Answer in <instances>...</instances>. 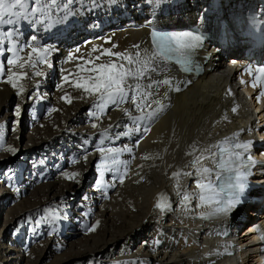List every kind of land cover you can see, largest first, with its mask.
Returning <instances> with one entry per match:
<instances>
[{
  "label": "bare ground",
  "instance_id": "6f19581e",
  "mask_svg": "<svg viewBox=\"0 0 264 264\" xmlns=\"http://www.w3.org/2000/svg\"><path fill=\"white\" fill-rule=\"evenodd\" d=\"M109 1L95 0V5H101L100 7L95 6L93 0H76L70 7L77 14L69 16L62 24L56 23L50 30H45L43 24L30 25L26 21H20L18 27L23 33L22 40L31 42L29 38L36 35L41 43L52 44L58 49L50 56L52 67L43 66L46 75L50 77L48 81L56 83V88L51 93V83H45V76L33 77L31 81H21L25 85V91L20 94L18 89L6 82V67L5 76L0 77V109L14 95L19 100V109L23 106L29 107L32 114L31 125L34 127L30 139H33L34 146L43 147L48 160L45 164H50L40 167L42 170L38 173L39 179L45 180L49 177L51 166H59L57 171L60 170L55 180L46 181L38 187L34 200L27 201V205L24 203L17 206L15 212L11 211L6 216L5 221L13 216H20L27 207L49 203L55 198L67 201L71 194L74 197V192L83 183L85 174L89 169H94L95 181L85 190L86 199L79 203L86 209L85 221L81 225L84 235L73 243L62 241L59 238V234L63 232L62 218L59 214H51L49 222L55 231L53 240L59 241L58 249L65 250L66 253L58 255L48 264H234L235 256L219 253L225 244L217 233L225 231V226L227 230H232L230 236H236L238 246L245 247L241 251L244 263L252 264L253 255L250 250L254 245V233L251 226L257 220L248 229L237 233L240 225L238 220L231 224L213 219L207 215V208L200 206L197 200H192L185 207L178 195L177 181L172 175L178 170L193 173L191 176H180V192H196L197 168L206 167L209 161L202 159L205 166H187L189 161L195 159V156L187 155L192 150L191 145L196 144L197 148L207 147L212 151L216 149L214 145L238 134L240 130H246L245 119L241 116L243 101L238 98L234 89L233 76L230 73L233 68L225 59V56L237 57L234 52L225 51V56L215 60L218 53L211 45L206 46L203 53L211 55L206 64L207 71L193 79V83L184 90L181 88L183 74L176 66L164 62L162 67L165 71L153 74V78L170 79L172 85H161L158 89L159 95L155 99L164 107L155 117L133 125L123 111L133 107L130 103L109 105L101 115L93 107L94 101L91 98H79L84 95L82 91L63 82L62 77L65 75L69 76V81L76 79V64L82 63L79 60L67 61L68 53L79 47L81 51L77 56L94 58L100 53L92 52L93 47L101 51L112 48L113 51L123 52L134 51V46L139 45L142 56L145 51L151 54L154 50L148 40L149 31L137 28L147 19V15L160 12L152 0H146L148 4L145 8L143 4L134 9L127 6L130 0H113L111 4ZM185 1L187 0H178L180 6L186 4ZM186 5L183 9L191 17L195 11L197 14L200 2L193 4L192 8L186 9ZM175 6L170 3L168 9ZM121 8L129 11L123 13ZM106 13L110 16H105ZM63 15L62 11L56 12L49 23ZM162 24L167 26L166 23ZM11 27L14 26H6L5 30ZM109 59L112 58L105 55L97 63L107 62ZM29 75H32L31 72ZM62 83L64 87L60 88ZM177 87L180 91L176 90ZM65 94L71 97V103L61 99ZM46 97L52 99L51 108L58 110L50 114L47 111L42 120L35 119L33 110ZM153 108H156L155 104ZM92 111H97L100 118H93L90 115ZM139 114L133 112V115ZM93 123L98 126L94 128ZM130 127H139L141 131L134 132L131 136L123 135ZM144 128L149 131L144 132ZM116 133L121 135L117 137ZM125 146L132 148L133 152H123L118 159L131 161L127 174H124L123 167L119 173L108 171L112 153H101L99 149H120ZM85 154L88 156L87 161L83 159ZM65 155H70V158L67 166L63 167L60 157ZM145 155L156 158L142 159ZM58 158L60 162L57 161ZM73 160L77 162L73 163ZM77 171L80 175L75 179L70 180L63 175L64 172ZM121 175L124 176L122 184L119 183ZM183 177H186L185 183ZM113 183L115 186H111ZM161 194H166L172 205L171 210L160 212L155 207ZM63 208L64 214L71 213L68 207ZM253 219L257 217L246 218L243 227ZM258 220L264 222V212L260 213ZM96 221H99L98 225ZM89 226H94L95 230H88ZM2 231L3 228L0 235ZM4 246L5 243L0 240V264H17V260L18 263L25 261L26 264H46L41 259L43 249L40 246L26 256L19 255L14 260L16 263L7 262L9 255L6 253L11 245ZM231 249L229 247L227 250Z\"/></svg>",
  "mask_w": 264,
  "mask_h": 264
},
{
  "label": "snow or ice",
  "instance_id": "6c2138e0",
  "mask_svg": "<svg viewBox=\"0 0 264 264\" xmlns=\"http://www.w3.org/2000/svg\"><path fill=\"white\" fill-rule=\"evenodd\" d=\"M76 0H0V77L5 76V68L7 67L6 82L13 88L18 89L20 94L25 91V85L21 81L28 79L31 81L33 77H42L46 73L43 66L52 67L50 56L53 52L58 51L52 44L41 43L36 35H32L29 41L22 40L23 33L19 29L20 21H26L30 25L43 24L45 30H50L56 23H64L69 16L76 15L73 5ZM153 3L159 5L161 0H152ZM95 5V0H93ZM90 10V9H89ZM62 11L64 15L58 20L49 23L52 16L56 12ZM6 26H14L5 30ZM202 39L200 35L191 32L184 33H163L159 31L152 32V41L155 44V50L149 54L147 51L142 56L140 46H134V51H113L112 48H105L102 51L97 47L92 48V52H98L94 58H85L77 56L81 49L75 48L70 51L66 57L67 61L79 60L77 63L78 71L75 73L76 79L69 81V76L62 77L64 83H70L76 90H81L84 95L81 99L91 98L94 101L93 107L103 115L107 106H120L125 103L133 105L131 109L125 108L123 111L130 118L133 125L145 119H152L159 111L163 110V104L155 97L159 95L158 89L161 85H172L170 79H154L153 74L163 73L165 71L162 65L166 61L176 60L177 63L185 66V71H191L188 67L191 63L189 52L199 46ZM113 47H118L113 45ZM27 50V52H26ZM26 52V54H24ZM177 54H179L177 56ZM108 56L107 62H100L102 56ZM90 65V66H89ZM252 72V68L247 69ZM258 75L255 80L264 78V66L256 69ZM31 72V76L29 75ZM64 83L59 87L63 88ZM253 87L256 86L255 81ZM179 91V88H176ZM230 91V90H229ZM260 95H264L262 92ZM30 99L32 97H29ZM43 98V97H40ZM67 103H71L72 99L68 94L61 97ZM153 104L156 108H153ZM58 109L51 108V112ZM236 111L235 108L232 109ZM97 111L90 112V115L99 119ZM133 112L140 113L133 115ZM19 108L16 109V115H19ZM94 128L98 125L93 123ZM139 127H130L122 134L131 136L134 132H140ZM144 132L149 131L148 128L143 129ZM121 133H116L119 137ZM234 138H228L222 142V145L231 144V147H223L222 145H214L219 149L218 153H212L209 148H197L196 144L191 145V151L187 155L195 156V159L188 162L187 166H195L200 164L202 159H212L213 156L219 155L217 161V171L215 172V181L213 182V169L203 167L197 168L200 178L195 180L196 192H180V176H191V172H182L178 170L173 172L176 179L178 195L187 207L192 200H197L200 206H208L213 209L212 215H228L236 207H238L245 197L246 190L249 188L248 173L241 171L243 167L239 162L242 160L243 154L247 153L251 142L232 143ZM138 147V144L136 145ZM8 151L15 153L14 147L8 148ZM101 153L105 151L112 153L111 167L108 171L119 173L123 167L124 174H127L128 165L131 161H120L118 157L123 152L132 153L133 149L125 146L124 148H108L101 147ZM199 152V155L196 153ZM208 153L209 155H206ZM158 155V154H157ZM227 155L228 159L224 160L223 156ZM135 158V157H133ZM142 159H155L156 157L145 155ZM83 159L87 161L88 156L85 154ZM251 160V157H247ZM73 163L77 160H73ZM140 167H143L141 165ZM63 175L67 179H75L80 173L64 172ZM103 172H101V178ZM207 181V182H205ZM124 182V176L119 177V183ZM111 186H115L113 183ZM160 212L171 210V203L166 194H161L155 205ZM99 221H96V225ZM88 230L94 231V226H89Z\"/></svg>",
  "mask_w": 264,
  "mask_h": 264
},
{
  "label": "rangeland",
  "instance_id": "374dc122",
  "mask_svg": "<svg viewBox=\"0 0 264 264\" xmlns=\"http://www.w3.org/2000/svg\"><path fill=\"white\" fill-rule=\"evenodd\" d=\"M138 1L139 3H137ZM189 1L193 2L194 0H187L185 2L187 3ZM112 2L113 0H110L109 4ZM170 3L180 6L178 0H161V3L159 5L155 4V6L160 11H169L170 9H168V5ZM147 4L146 0H130L127 6L134 9L138 7L137 5H143L145 8ZM95 6L101 7V5ZM121 9L123 10V13L129 11V9ZM107 15L110 16L109 13L105 14V16ZM171 15L172 14L169 16ZM49 79L50 77L48 74L45 75L44 81L45 83H51L49 84V87L50 92L52 93L56 88V83L52 84V81H48ZM5 102L6 105L4 104L0 109V231L3 228L0 240L5 243V246L7 244L11 245V248L8 249V252L6 253V255H9L7 262L16 263L14 260L16 258L18 259L19 255L26 256L31 253L35 247L40 246L41 249H43L41 259L48 264L54 261L58 255L66 253L65 250L58 249L59 241L53 240L55 231L49 222L51 214H55L56 216L59 214L62 218L63 232L62 234H59V238L62 241L73 243L78 239H81L84 235L82 233L81 225H83L85 221L84 214L86 209L81 207L79 203L86 199L84 198L85 190L95 181L96 170H88L83 178V183L74 192V197H72V194L68 195L67 201L55 198L49 203L45 202V204L41 203L35 207H27L20 216H13L5 221L6 216L11 211L15 212L17 206L24 203L27 205V201L34 200L33 197L37 194L38 187H41L46 181L55 180L60 170L57 171L59 166L54 168L51 166L49 177L45 180L43 178L39 179L38 173L42 170L40 167L44 165L48 166L50 164H45L48 162V160H46L47 152L43 151V147L40 145L34 146L33 139H30V133L34 127L31 125L32 114L28 110L29 107L23 106L22 109H19L20 114L16 115V109L19 108V100L17 96L14 95ZM51 106L52 99L46 97L38 105L39 109L37 108L33 110L35 119L42 120L48 113L47 111L50 110ZM11 147L16 149L15 153L8 151V148ZM58 155L59 154H57V156ZM69 158L70 155L60 157V161H62L64 165L63 167L67 166ZM57 161H59V158ZM68 201L71 204H68ZM63 206L68 207L67 209L71 212L69 214L70 216L68 214L66 215V213L64 214ZM255 220L256 219L249 221L244 227L240 228V232L248 229V226ZM17 264H26V262L20 261L18 263L17 260Z\"/></svg>",
  "mask_w": 264,
  "mask_h": 264
}]
</instances>
